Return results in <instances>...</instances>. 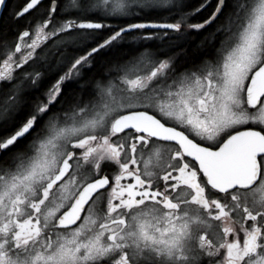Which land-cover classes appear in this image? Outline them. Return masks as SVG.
<instances>
[{
    "label": "snow or ice",
    "instance_id": "snow-or-ice-1",
    "mask_svg": "<svg viewBox=\"0 0 264 264\" xmlns=\"http://www.w3.org/2000/svg\"><path fill=\"white\" fill-rule=\"evenodd\" d=\"M9 5L0 264H264V0Z\"/></svg>",
    "mask_w": 264,
    "mask_h": 264
},
{
    "label": "flooded vegetation",
    "instance_id": "flooded-vegetation-1",
    "mask_svg": "<svg viewBox=\"0 0 264 264\" xmlns=\"http://www.w3.org/2000/svg\"><path fill=\"white\" fill-rule=\"evenodd\" d=\"M192 2H195V0H192ZM194 19H195L194 17L190 18V22L193 21ZM189 31L191 33L193 30H189ZM196 39L197 38L194 34H189L183 38V40L187 41L189 44L195 43Z\"/></svg>",
    "mask_w": 264,
    "mask_h": 264
},
{
    "label": "trees",
    "instance_id": "trees-1",
    "mask_svg": "<svg viewBox=\"0 0 264 264\" xmlns=\"http://www.w3.org/2000/svg\"><path fill=\"white\" fill-rule=\"evenodd\" d=\"M25 0H10V7H17L19 5H23Z\"/></svg>",
    "mask_w": 264,
    "mask_h": 264
}]
</instances>
